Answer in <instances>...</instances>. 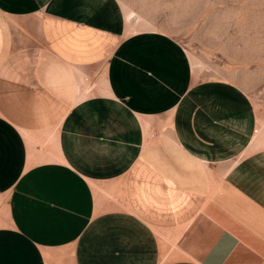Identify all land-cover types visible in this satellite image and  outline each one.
<instances>
[{"label":"crops","instance_id":"obj_1","mask_svg":"<svg viewBox=\"0 0 264 264\" xmlns=\"http://www.w3.org/2000/svg\"><path fill=\"white\" fill-rule=\"evenodd\" d=\"M125 30L119 0H0V264H264L254 103L125 70Z\"/></svg>","mask_w":264,"mask_h":264},{"label":"rangeland","instance_id":"obj_2","mask_svg":"<svg viewBox=\"0 0 264 264\" xmlns=\"http://www.w3.org/2000/svg\"><path fill=\"white\" fill-rule=\"evenodd\" d=\"M119 2L126 30L116 54L125 70L235 87L255 105L256 132L264 131V0Z\"/></svg>","mask_w":264,"mask_h":264}]
</instances>
